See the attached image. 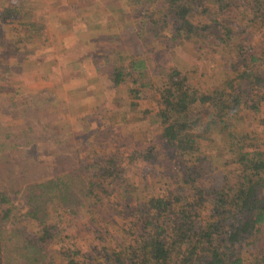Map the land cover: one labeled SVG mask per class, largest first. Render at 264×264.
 <instances>
[{"label":"rangeland","instance_id":"374dc122","mask_svg":"<svg viewBox=\"0 0 264 264\" xmlns=\"http://www.w3.org/2000/svg\"><path fill=\"white\" fill-rule=\"evenodd\" d=\"M188 1L191 23H210L203 39L172 36L166 0H0V192L18 207L29 184L63 173L89 178L108 158L116 168L84 205H50L53 234L43 264H63L66 247L88 261L103 245L125 244L141 229L133 212L147 196L191 197L197 180L211 189L234 180L235 156L221 151L189 184L181 180L194 162L162 136L159 94L173 70L175 80L183 77L200 93L230 74L229 59L264 60V22L245 8L247 0L226 8L217 0ZM213 20L234 25L231 36L217 39ZM133 59L141 60L139 70ZM237 113L245 156L264 151V101L257 111L244 106ZM205 123L193 133L218 146ZM259 233L258 240L240 239L239 264H264Z\"/></svg>","mask_w":264,"mask_h":264},{"label":"trees","instance_id":"16d2710c","mask_svg":"<svg viewBox=\"0 0 264 264\" xmlns=\"http://www.w3.org/2000/svg\"><path fill=\"white\" fill-rule=\"evenodd\" d=\"M166 1L173 37L209 36L210 23L199 26L191 23L189 15L193 10L188 0ZM234 1L217 0L218 8L230 7ZM245 8L264 22V3L255 5L254 0H247ZM212 25L216 29L214 36L223 40L231 36L234 26L231 23L223 26L216 20ZM220 26L223 31L219 36ZM228 62L230 74L208 92L196 93L182 81L183 77L175 80L173 76L178 71L173 70L169 82L160 89L156 112L160 116L162 136L173 144L177 154H189L194 162L184 166L181 178L184 183L189 184L210 166L208 161L215 151H221L217 154L222 157L235 156L238 167L234 180H228L220 189L206 188L197 180L192 185L191 197L178 191L171 197L147 196L133 212L141 229L125 244L103 245L88 261L80 260L77 249L66 247L63 264H239L242 261L237 251L240 239L247 235L258 240L259 232L264 234V197L259 195L264 189V151L245 156L233 120L244 106L257 111L258 103L264 101V60L251 54L248 61L236 56ZM130 64L137 70L142 66L140 59H133ZM120 74L118 71L116 76L120 78ZM250 100L254 103H249ZM203 120L218 134V146L199 140L193 133V126ZM104 162L106 165L89 178L63 173L27 185L22 206L14 205L6 191H1L0 264H43L46 242L53 234V223H48L50 205L55 203L63 209L78 207L89 197L98 196L95 190L103 189L106 178L113 179L116 173L109 158ZM72 180L77 183L73 185L76 191ZM205 203L209 207L204 210Z\"/></svg>","mask_w":264,"mask_h":264}]
</instances>
